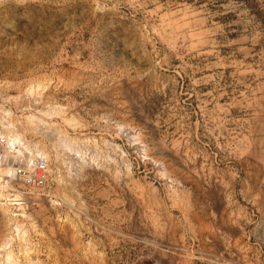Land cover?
<instances>
[{
    "label": "rangeland",
    "instance_id": "1",
    "mask_svg": "<svg viewBox=\"0 0 264 264\" xmlns=\"http://www.w3.org/2000/svg\"><path fill=\"white\" fill-rule=\"evenodd\" d=\"M0 264H264V0H0Z\"/></svg>",
    "mask_w": 264,
    "mask_h": 264
}]
</instances>
